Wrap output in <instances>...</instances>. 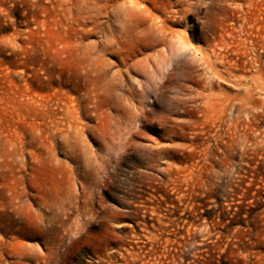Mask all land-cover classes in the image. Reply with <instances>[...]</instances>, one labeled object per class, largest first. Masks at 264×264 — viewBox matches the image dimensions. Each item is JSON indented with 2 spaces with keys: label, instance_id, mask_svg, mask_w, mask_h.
<instances>
[{
  "label": "rangeland",
  "instance_id": "rangeland-1",
  "mask_svg": "<svg viewBox=\"0 0 264 264\" xmlns=\"http://www.w3.org/2000/svg\"><path fill=\"white\" fill-rule=\"evenodd\" d=\"M0 264H264V0H0Z\"/></svg>",
  "mask_w": 264,
  "mask_h": 264
}]
</instances>
